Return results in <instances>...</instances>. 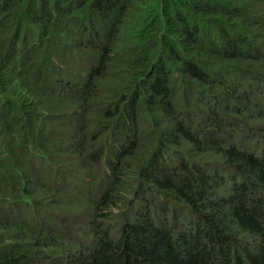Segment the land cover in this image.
Instances as JSON below:
<instances>
[{"label": "trees", "instance_id": "1", "mask_svg": "<svg viewBox=\"0 0 264 264\" xmlns=\"http://www.w3.org/2000/svg\"><path fill=\"white\" fill-rule=\"evenodd\" d=\"M0 264H264V0H0Z\"/></svg>", "mask_w": 264, "mask_h": 264}]
</instances>
